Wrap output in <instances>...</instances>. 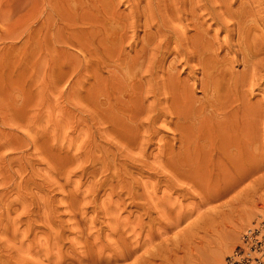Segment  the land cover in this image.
I'll return each mask as SVG.
<instances>
[{"label":"rangeland","instance_id":"374dc122","mask_svg":"<svg viewBox=\"0 0 264 264\" xmlns=\"http://www.w3.org/2000/svg\"><path fill=\"white\" fill-rule=\"evenodd\" d=\"M262 41L264 0H0V264H224L264 218Z\"/></svg>","mask_w":264,"mask_h":264},{"label":"built area","instance_id":"2783aa9c","mask_svg":"<svg viewBox=\"0 0 264 264\" xmlns=\"http://www.w3.org/2000/svg\"><path fill=\"white\" fill-rule=\"evenodd\" d=\"M224 264H264V218L246 227Z\"/></svg>","mask_w":264,"mask_h":264},{"label":"bare ground","instance_id":"6f19581e","mask_svg":"<svg viewBox=\"0 0 264 264\" xmlns=\"http://www.w3.org/2000/svg\"><path fill=\"white\" fill-rule=\"evenodd\" d=\"M212 2H213V1H212ZM223 3H224V2H223ZM197 4H198V3H197ZM205 5H206V4H205ZM228 5H229V4H228ZM195 6H196V5H195ZM221 6H222V5H221ZM201 8H202V7H201ZM216 8H217V7H216ZM223 9H224V8H223ZM208 11H209V10H208ZM215 13H216V12H215ZM240 13H241V12H240ZM242 14H243V13H242ZM194 15H195V14H194ZM244 15H245V14H244ZM240 17H241V16H240ZM212 18H213V17H212ZM224 18H225V17H224ZM237 20H238V19H237ZM237 20H236V21H237ZM242 20H243V19H242ZM250 21H251V20H250ZM241 22H244V20H243V21H240V22L237 23L238 28H240L239 31L247 32V33H246V35H247V34H248V31H245V29L248 30V29H250L251 27L248 26L249 24H247V22H246V23L244 22V23H245V26H244V24H242ZM232 23H233V22H232ZM234 23H235V22H234ZM234 23H233V24L230 23V24H231V25H234ZM240 23L243 25V27H242V25H241V27H239V26H240V25H239ZM230 24H225V22H224V27H223V25H221V27L225 28L224 30H227V29L230 27V26H229ZM208 26H209V24H208ZM216 27H217V26H216ZM218 27H219V26H218ZM232 27H233V26H232ZM248 27H249V28H248ZM229 29H230V28H229ZM229 29H228V30H229ZM232 29H233V28H232ZM232 29H231V30H232ZM217 30H218V29H217ZM237 30H238V29H237ZM250 30H251V29H250ZM205 31H206V30H205ZM239 31H238V33H240ZM217 32H218V31H217ZM244 32H243V33H244ZM250 33H251V32H250ZM175 34H176V33H175ZM229 34H230V33H229ZM238 35L240 36V34H238ZM241 35H242V33H241ZM244 35H245V33H244ZM246 35H245V36H246ZM183 36H184V35H183ZM186 36H187V35H186ZM236 36H237V35H236ZM248 36L250 37V35H248ZM248 36H246V43H245V40H243L244 43L241 42L243 38H241V40H238V42L240 41V42L242 43V44H241V45H242V46H241L242 49L239 50V51L244 52V50H243V49L245 48L244 45H245V44L247 45V44H248L247 42H250V41H251L250 39H249L250 41L247 39ZM207 37H208V36H207ZM232 37H233V36H232ZM237 37H238V36H237ZM242 37H243V36H242ZM208 38H209V37H208ZM239 38H240V37H239ZM213 39H214V37H213ZM232 39H233V38H232ZM244 39H245V38H244ZM214 40H215V39H214ZM236 42H237V40H236ZM240 42H239V43H240ZM195 44H196V43H195ZM236 44L238 45V43H236ZM249 44H250V43H249ZM252 44H253V43H252ZM254 44H255V43H254ZM263 44H264V43H263V41H262V45H263ZM231 46H232V45H231ZM247 46H248V45H247ZM241 47H239V49H240ZM243 47H244V48H243ZM250 47H251V46H250ZM193 48L196 49L195 47H193ZM214 48H215V47H214ZM214 48H213V49H214ZM190 49H191V48H190ZM213 49H212V50H213ZM246 49H247V48H246ZM248 49H249V48H248ZM258 49H259V48H258ZM197 50H198V49H197ZM242 50H243V51H242ZM191 51H192V50H191ZM201 51H202V50H201ZM249 51H250V50H249ZM251 51H252V50H251ZM251 51H250V53H251ZM203 52H204V53H207V52H205V51H203ZM247 52H248V50H247ZM185 53H186V52H185ZM210 53H211V51H210ZM245 53H246V52H245ZM179 54H180V53H179ZM243 54H244V53H243ZM246 54H249V52L246 53ZM252 54H253V53H252ZM252 54H251V55H252ZM192 55H193V54H192ZM197 55H198V53H197ZM207 55H208V54H207ZM181 56H182V54H181ZM195 56H196V55H195ZM204 56H205V55H204ZM249 56H250V54L248 55V57H249ZM192 57H193V56H192ZM201 57H202V56H201ZM201 57H200V60H201ZM250 57L252 58V56H250ZM253 57H254V56H253ZM203 59H204V57H203ZM214 59H215V58H214ZM189 60H190V59H189ZM221 61H222V60H221ZM200 62H201V61H200ZM204 62H205V61H204ZM214 63H215V61H214ZM217 65H218V64H217ZM214 67H215V66H214ZM218 67H219V66H218ZM208 69H209V68H208ZM209 70H210V69H209ZM215 70H216V69H215ZM212 71H213V70H212ZM208 72H209V71H208ZM203 77H204V76H203ZM211 77H212V76H211ZM210 81H211V80H210ZM212 81H213V80H212Z\"/></svg>","mask_w":264,"mask_h":264}]
</instances>
